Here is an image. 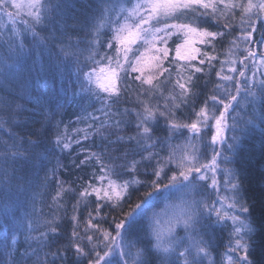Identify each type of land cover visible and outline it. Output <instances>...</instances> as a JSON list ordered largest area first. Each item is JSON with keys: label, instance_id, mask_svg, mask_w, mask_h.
<instances>
[{"label": "snow or ice", "instance_id": "obj_1", "mask_svg": "<svg viewBox=\"0 0 264 264\" xmlns=\"http://www.w3.org/2000/svg\"><path fill=\"white\" fill-rule=\"evenodd\" d=\"M0 30L8 34L10 53L19 57L27 47L23 64L17 67L9 57L0 68L5 85L17 77L26 87L38 61L37 78L52 79L63 77L60 66L71 63L76 94L101 105L97 111L105 119L95 131L114 130L104 134L102 151L82 150L84 158L73 161L77 169L91 168L76 186L52 170V217L37 237L31 236L36 228L29 218L28 239L46 244L49 233L58 234L60 209L67 216V199L74 197L67 217L71 231L68 244L40 264H63L69 250L74 264H257L251 257L256 248L264 254V217L252 219L234 165L244 136L254 133L249 126L258 123L264 134V0H92L80 16L54 0H0ZM27 36L32 43L26 46ZM213 71L217 83L205 92ZM241 93L242 106L251 109L248 119L229 112ZM125 95L133 106L112 112ZM133 123V134H120ZM158 129L165 134L157 135ZM226 130L233 133L230 140ZM34 135L28 148L6 143L0 153L5 207L13 181L17 191L25 187L17 176L18 157L31 167L50 155L53 142L61 151L72 147L65 134L47 144L38 131ZM49 182L46 172L43 183ZM166 192L178 194V202L157 211L154 198ZM226 230L225 244L220 236ZM4 250V264H17L7 237Z\"/></svg>", "mask_w": 264, "mask_h": 264}, {"label": "trees", "instance_id": "obj_2", "mask_svg": "<svg viewBox=\"0 0 264 264\" xmlns=\"http://www.w3.org/2000/svg\"><path fill=\"white\" fill-rule=\"evenodd\" d=\"M54 2L65 5L68 14L80 16L92 0H54ZM20 27L22 28L23 25ZM256 35L258 37L259 32ZM7 38L8 34L4 30H0V68L4 67L5 60L9 57L19 67L27 58V47L25 54L18 57L9 52L5 44ZM25 43L26 46L32 43L31 36L25 37ZM226 43L227 40L222 44L218 43V49H221ZM44 56L45 59L48 58L47 52ZM28 64H31V59H28ZM216 67L219 68V62L216 63ZM37 71H39V61L36 70L32 73V79L28 81L26 87L23 81L17 77L10 78L11 83L8 85H5L3 78H0V122L4 124V127H0V153L5 151L6 143L9 145L17 143L22 149L28 148L29 137L31 136L32 140H36L34 133L37 131L44 144H47L49 139L54 140L55 135L60 133L65 134L72 141V147L70 150L61 151L53 142L52 146L48 148L50 155L47 158L41 157L39 163L33 162L31 167L24 164L23 157H18L20 163L16 165L17 176H23L22 182L25 187L17 191L14 187L16 181H13V189L7 207H5L3 200L4 181L0 178V264H4L7 260L4 250L6 237L8 247L17 264H40L45 260L46 254H48L47 259L50 261L52 259L51 252L68 244L71 223L67 217L72 214L74 197L67 199V216H65V210L60 209L59 215L63 218L60 231L58 234L49 233V240L46 244H42L36 239H28L29 218L36 228V231L31 232V236L37 237L40 232L45 230L42 226L44 220L52 217L51 195L56 188L55 180L51 176L52 170H56L60 179L76 186L80 183L77 178L81 176L86 178L91 168L77 169L73 161L79 163L84 158L85 152L82 150L102 151L107 144L104 134L114 131L107 127L101 129L100 132L95 131V129L100 128L105 117L97 111L101 107L98 101L90 100L83 93L76 94L78 89L75 83V75H72L75 71L73 64L61 65L60 71L64 75L63 77L58 75L55 79L37 78ZM69 76H71V80H69ZM204 79L205 77H201L199 81L201 88H204ZM215 83H217V78L213 71L204 91L207 92ZM232 91L234 93L235 89L233 88ZM37 97H41L40 103L37 102ZM43 98H47V101ZM132 106L128 102L127 95H125L119 102L112 105L111 111L122 112L125 107L130 108ZM250 111V108L246 110L237 103L233 104L232 114L237 113L239 118L248 119ZM88 113L99 119L94 121L91 116L87 115ZM46 117L47 119H45ZM129 119L134 122L135 118L130 117ZM57 124H59V128L56 127ZM89 125L92 127L90 128ZM163 125L164 121L161 120L160 128H163ZM249 127L254 129V133H248L244 136L234 166L240 169L243 176L248 202L252 205L251 217L253 220L259 221L264 217V134H262L258 123ZM134 131L133 123L120 134L127 136L133 134ZM156 134L163 135L165 133L158 129ZM232 134H228V137L230 136L228 139L231 138ZM108 139H114V137L109 136ZM224 147L226 148L227 145ZM46 172L50 181L47 185L43 183ZM144 190L141 188L139 192H133L131 202H135ZM127 206L126 204L125 208ZM115 214L113 213V215ZM110 219L111 216H109ZM13 236L16 237L15 244L12 243ZM262 256L264 254L259 248H256L253 250L251 258L260 264ZM62 259L63 264H74L75 257L69 250ZM56 264H61V260L58 259Z\"/></svg>", "mask_w": 264, "mask_h": 264}, {"label": "rangeland", "instance_id": "obj_3", "mask_svg": "<svg viewBox=\"0 0 264 264\" xmlns=\"http://www.w3.org/2000/svg\"><path fill=\"white\" fill-rule=\"evenodd\" d=\"M235 93V92H234ZM234 103H237V102H233ZM241 108H245L244 106H242L244 104V101H243V93L240 94V101L239 103H237ZM232 111H233V108H230L229 109V112L231 113V115H237V113H234L232 114ZM239 116V115H238ZM239 118V117H238ZM231 122V116L229 117L228 119V123L230 124ZM232 132L231 131H228L226 130V139H228V134H231ZM210 135L211 133L209 132L208 133V138H210ZM233 135V134H232ZM207 139V138H206ZM230 140V139H229ZM205 153L207 155H210L211 154V146L205 148ZM221 167H223V165H221ZM220 181H221V185H222V181H223V176L222 174L219 175L217 177ZM170 192H172V190H170ZM178 194H175L173 193V195H170L168 192L166 193H163V194H158L155 198H154V206L156 208L157 211H162L168 204L170 203H177L178 202V199H176L175 197L177 196ZM182 234V233H181ZM226 236H227V230L220 236V242L221 243H225L226 244ZM221 252H223V248L220 249Z\"/></svg>", "mask_w": 264, "mask_h": 264}]
</instances>
